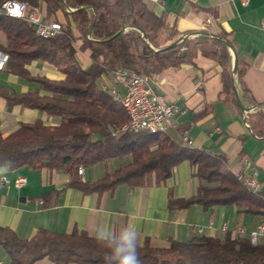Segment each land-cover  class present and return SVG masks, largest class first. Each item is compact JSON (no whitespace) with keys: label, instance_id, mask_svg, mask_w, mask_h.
Returning a JSON list of instances; mask_svg holds the SVG:
<instances>
[{"label":"trees","instance_id":"obj_1","mask_svg":"<svg viewBox=\"0 0 264 264\" xmlns=\"http://www.w3.org/2000/svg\"><path fill=\"white\" fill-rule=\"evenodd\" d=\"M4 1L0 0V31L7 40L0 43V50L7 56L5 69L33 82L35 87L17 91L0 82V96L10 108L21 105L45 110L60 121L51 124L38 118L20 122L7 134L0 130V165L67 170L69 186L101 194L122 183L132 188L143 186L149 174L161 182L177 165L189 161L198 179L196 191L180 197L170 190V208H186L194 203L205 208L235 205L239 212L264 217V186L251 189L245 185L230 168L225 154L185 145L161 130L114 134L127 122L128 113L121 101L102 86V76L117 67L152 77L164 69L194 63L201 54L220 64V96L238 108L233 81L243 85L242 97L255 105L245 120L254 135L264 138V102L250 98L243 80L248 63L233 54L226 30L212 33L202 28L193 34L180 33L165 13L158 14L146 0H22L29 8L44 3V21L61 22L60 33L42 37L34 24L5 13ZM59 11L63 20L55 17ZM209 11L214 19L218 18L216 9ZM78 48L89 52L90 63H82ZM35 60L55 64L65 77L32 74L29 66ZM235 62L237 71L233 73ZM208 113L206 106L193 120ZM116 157L127 160L114 170L107 166L100 178L87 180L79 173L80 166L107 164ZM0 245L9 255V264H34L45 257L55 264H116L104 260L111 253L96 235L78 227L69 232L40 227L33 236L24 238L10 226L0 225ZM138 252L140 264H264V243L253 244L248 235L231 231L223 236L172 238L167 246L146 242L138 244Z\"/></svg>","mask_w":264,"mask_h":264},{"label":"crops","instance_id":"obj_2","mask_svg":"<svg viewBox=\"0 0 264 264\" xmlns=\"http://www.w3.org/2000/svg\"><path fill=\"white\" fill-rule=\"evenodd\" d=\"M146 1L158 14L165 13L169 23L180 33L193 34L202 29L207 18L212 19L206 27L210 32L226 30L233 54L248 63L243 80L250 98L257 103L264 102V0H250L247 4L240 0ZM38 7L43 15L44 3ZM209 9L217 10V19ZM55 17L64 19L60 11ZM2 32L0 43H6V34ZM3 54L0 50V57ZM78 56L84 65L91 61L89 52L79 48ZM6 58L0 59V82L17 91L32 90L33 82L5 69ZM29 69L32 74L40 73L53 79L65 77L49 61L35 60ZM112 80V74L104 75L102 85L105 81L112 83ZM151 83L158 93L164 94L179 108L165 132L177 140L188 136L194 147L225 154L234 173L241 171L253 176L260 187L264 186V138L254 135L249 128L245 120L248 111L220 96L222 82L218 62L199 54L194 63L154 74ZM236 88L243 105L254 107L249 98L242 97L243 85L237 82ZM206 106L209 113L193 120ZM38 118L51 124L60 121L45 110L21 105L10 108L6 99L0 96V130L3 134L11 132L20 122ZM107 166L110 168L109 163L105 164V171ZM193 171L191 163L184 161L161 182L149 174L143 186L132 188L122 183L98 194L84 193L69 186L67 170L31 168L26 164L0 165V225L10 226L24 238L33 236L40 227L67 232L78 227L96 236L106 228L119 234L123 228L132 227L137 233L138 244L148 242L152 246H167L172 238L185 240L199 234L223 236L226 233L222 229L224 222L228 223L230 231L238 224L248 231L259 224L262 216L239 212L235 205L205 208L194 203L186 208H170V190L180 197L191 196L196 191L198 179ZM104 174L85 167L82 178L95 180ZM20 177L25 178V183L18 186ZM0 264H9V255L1 245ZM34 264L55 263L45 257Z\"/></svg>","mask_w":264,"mask_h":264},{"label":"built area","instance_id":"obj_3","mask_svg":"<svg viewBox=\"0 0 264 264\" xmlns=\"http://www.w3.org/2000/svg\"><path fill=\"white\" fill-rule=\"evenodd\" d=\"M247 4L250 0H240ZM2 10L9 11L14 17L26 19L34 24L36 32L42 37H52L62 31V24L59 21H44L39 7L29 8L28 4L22 0H5L2 3ZM210 23L207 19L203 28ZM104 89H109L113 94H118V98L125 99L130 105V118L123 128L114 130L117 134L124 130L140 131L141 129L153 126H166L172 124V119L179 110L177 104L170 101L164 94L158 93L151 83V77L144 73H139L133 69L117 67L113 71V83L102 85ZM123 89V92H122ZM186 145L193 146L192 140L188 136L181 139ZM79 173H84V166L79 167ZM243 176V182L251 189L260 188L259 182L255 177L238 172ZM6 180V177H4ZM25 183V178L20 177L17 185ZM224 231L229 230L227 222L222 224ZM202 232L203 228L200 227ZM234 235H248L253 244L264 243V217L259 224L248 231L242 224L235 225L232 229Z\"/></svg>","mask_w":264,"mask_h":264},{"label":"clouds","instance_id":"obj_4","mask_svg":"<svg viewBox=\"0 0 264 264\" xmlns=\"http://www.w3.org/2000/svg\"><path fill=\"white\" fill-rule=\"evenodd\" d=\"M96 239L111 253L106 254L104 260H113L116 264H140L138 236L132 227L123 228L119 234H114L106 228L103 232L97 233Z\"/></svg>","mask_w":264,"mask_h":264},{"label":"rangeland","instance_id":"obj_5","mask_svg":"<svg viewBox=\"0 0 264 264\" xmlns=\"http://www.w3.org/2000/svg\"><path fill=\"white\" fill-rule=\"evenodd\" d=\"M40 10V9H39ZM41 12V11H40ZM207 19H210V22H211V18H207ZM206 19V20H207ZM44 20V19H43ZM205 20V21H206ZM52 21H57V20H52ZM210 23H208L206 26H205V28H203V29H206V27L209 25ZM2 33H4V32H2ZM4 35H5V33H4ZM3 57H7L6 56V54L4 53L3 54V56L2 57H0V59L1 58H3ZM112 74V79H113V72L111 73ZM104 76V75H103ZM105 76H107V75H105ZM102 80V79H101ZM105 83V82H104ZM103 83V84H104ZM112 83H113V80H112ZM111 84V83H110ZM184 143V142H183ZM185 144V143H184ZM186 145V144H185ZM127 159H121V158H118V157H116V158H112V159H110L109 160V165H110V168H111V170H114L116 167H118L122 162H124V161H126ZM85 168V167H84ZM90 170H92V171H98V172H105V163L104 162H100V163H97L96 165H94V166H90V167H88ZM84 174V173H83ZM83 174H81V176L83 175ZM235 174H237V173H235ZM237 176V175H236ZM238 177V176H237ZM239 179V178H238ZM228 231H230V230H227V231H225V232H228ZM232 232V231H231Z\"/></svg>","mask_w":264,"mask_h":264},{"label":"bare ground","instance_id":"obj_6","mask_svg":"<svg viewBox=\"0 0 264 264\" xmlns=\"http://www.w3.org/2000/svg\"><path fill=\"white\" fill-rule=\"evenodd\" d=\"M3 11H4L5 13H7V14L13 16L12 14L9 13V11H5V10H3ZM114 95L117 97V99H118L119 101H121V103L123 104L125 110H126L127 113H128V118H130V105H129V103H128L125 99H123V98H118V94H114ZM125 125H126V123L122 126V128H123ZM167 128H168V127H166V126H153V127H148V128H144V129L165 131ZM141 130H142V129H141ZM236 175L238 176V178H239L241 181H243V176H242L241 174L237 173Z\"/></svg>","mask_w":264,"mask_h":264},{"label":"water","instance_id":"obj_7","mask_svg":"<svg viewBox=\"0 0 264 264\" xmlns=\"http://www.w3.org/2000/svg\"><path fill=\"white\" fill-rule=\"evenodd\" d=\"M176 43H173L172 45H170L171 47L174 46ZM237 71V63L235 62L234 63V67H233V73H236ZM234 83V87H235V91H236V96H237V102H238V105L241 107L242 110H245V111H249L251 110L253 107H245L238 95V92H237V88H236V84H235V81H233Z\"/></svg>","mask_w":264,"mask_h":264}]
</instances>
